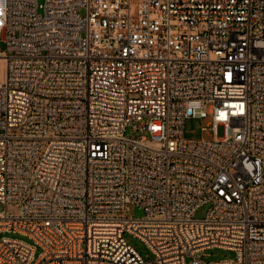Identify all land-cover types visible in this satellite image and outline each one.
<instances>
[{
  "label": "built area",
  "instance_id": "1",
  "mask_svg": "<svg viewBox=\"0 0 264 264\" xmlns=\"http://www.w3.org/2000/svg\"><path fill=\"white\" fill-rule=\"evenodd\" d=\"M0 38V264H264V0H0Z\"/></svg>",
  "mask_w": 264,
  "mask_h": 264
},
{
  "label": "rangeland",
  "instance_id": "2",
  "mask_svg": "<svg viewBox=\"0 0 264 264\" xmlns=\"http://www.w3.org/2000/svg\"><path fill=\"white\" fill-rule=\"evenodd\" d=\"M43 2V0H41ZM5 50V44L1 41L0 38V51ZM3 61L0 58V65H3ZM5 69V68H4ZM2 81L0 77V82ZM211 123L210 118L208 119H199V118H190L185 122V138L187 140H193V141H199V140H212V136L208 131H204V128H208ZM219 137H223V128H219ZM208 207H205L203 210H201L197 217L202 218L205 216V213L207 211ZM4 210V206L0 204V212ZM8 211L14 215H17L19 213V209L15 206L8 207ZM118 216L122 217L127 215L128 217H134V218H141L145 215V211L141 208H139L135 204H131L128 207V212H119L117 214ZM4 236L11 237V238H18V239H24L17 235L12 234H4ZM125 239L127 242L147 261L153 262L154 256L151 254L147 246L138 238L126 234ZM40 250H37V255L40 254ZM203 260L205 262H215V261H221L225 259H233L235 257V253L233 251L225 250V249H219L214 248L210 249L204 252ZM187 264H191V259H187Z\"/></svg>",
  "mask_w": 264,
  "mask_h": 264
},
{
  "label": "bare ground",
  "instance_id": "3",
  "mask_svg": "<svg viewBox=\"0 0 264 264\" xmlns=\"http://www.w3.org/2000/svg\"><path fill=\"white\" fill-rule=\"evenodd\" d=\"M1 60L3 61V65H0V77H1V79L3 80V78H4V75H5V61L1 58Z\"/></svg>",
  "mask_w": 264,
  "mask_h": 264
}]
</instances>
